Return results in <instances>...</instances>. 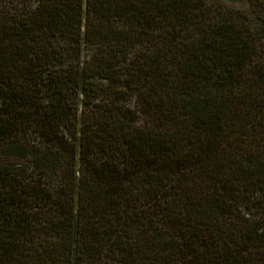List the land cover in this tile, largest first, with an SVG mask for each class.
Wrapping results in <instances>:
<instances>
[{"label": "trees", "instance_id": "trees-1", "mask_svg": "<svg viewBox=\"0 0 264 264\" xmlns=\"http://www.w3.org/2000/svg\"><path fill=\"white\" fill-rule=\"evenodd\" d=\"M0 264H264V0H0Z\"/></svg>", "mask_w": 264, "mask_h": 264}, {"label": "rangeland", "instance_id": "rangeland-1", "mask_svg": "<svg viewBox=\"0 0 264 264\" xmlns=\"http://www.w3.org/2000/svg\"><path fill=\"white\" fill-rule=\"evenodd\" d=\"M2 160H3L2 157H0V162H1Z\"/></svg>", "mask_w": 264, "mask_h": 264}]
</instances>
